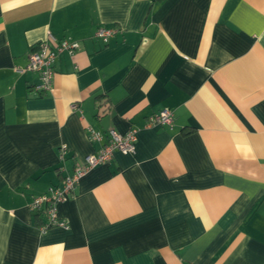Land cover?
<instances>
[{"label": "crops", "instance_id": "obj_1", "mask_svg": "<svg viewBox=\"0 0 264 264\" xmlns=\"http://www.w3.org/2000/svg\"><path fill=\"white\" fill-rule=\"evenodd\" d=\"M49 34L79 46L40 94L16 69ZM164 109L173 126L150 125ZM110 129H138L136 154L43 232L30 203ZM0 264H264V0H0Z\"/></svg>", "mask_w": 264, "mask_h": 264}, {"label": "built area", "instance_id": "obj_2", "mask_svg": "<svg viewBox=\"0 0 264 264\" xmlns=\"http://www.w3.org/2000/svg\"><path fill=\"white\" fill-rule=\"evenodd\" d=\"M115 32L116 30L114 29L101 27L95 32V37L106 44ZM78 46V43L73 42L70 38L59 40L53 34H49L46 41L31 54L28 67L26 69H16V71L19 73L26 71L37 73L39 82L34 90L40 94L47 93L53 87L55 64L58 57L62 53L74 55ZM73 107L76 108V105ZM173 122L174 114L168 109H164L149 118V124L155 126L172 127ZM89 135L92 141L102 140V135L95 130L90 129ZM108 135L109 142L101 147L97 154L88 155L83 163L76 164L73 171L64 177L61 186H51L44 194L34 197L29 208L32 212L41 211L46 217V223L41 227L43 232L53 227L68 228L67 223L59 217V205L72 195L82 178L85 177L89 171L99 165L110 163L116 152H120L124 155L136 154L138 129H131L125 134L110 129ZM67 152L68 146L61 145L59 149V159L61 162L65 161Z\"/></svg>", "mask_w": 264, "mask_h": 264}, {"label": "trees", "instance_id": "obj_3", "mask_svg": "<svg viewBox=\"0 0 264 264\" xmlns=\"http://www.w3.org/2000/svg\"><path fill=\"white\" fill-rule=\"evenodd\" d=\"M37 213H38L39 215H43V214L41 213V211H38Z\"/></svg>", "mask_w": 264, "mask_h": 264}]
</instances>
